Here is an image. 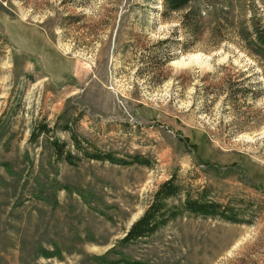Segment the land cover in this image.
<instances>
[{"label":"rangeland","instance_id":"374dc122","mask_svg":"<svg viewBox=\"0 0 264 264\" xmlns=\"http://www.w3.org/2000/svg\"><path fill=\"white\" fill-rule=\"evenodd\" d=\"M195 7L193 35L160 0H0V264H264V85L220 90L263 82L241 36L264 2ZM167 180L169 205L204 194L242 221L182 211L123 241Z\"/></svg>","mask_w":264,"mask_h":264},{"label":"trees","instance_id":"16d2710c","mask_svg":"<svg viewBox=\"0 0 264 264\" xmlns=\"http://www.w3.org/2000/svg\"><path fill=\"white\" fill-rule=\"evenodd\" d=\"M198 1L199 0H160V6L162 9L161 12L166 16L171 12L183 11L181 15V22L189 29V31H192V34L194 35L199 29L198 20L201 17V10L195 7V4ZM261 1L264 2V0ZM248 28L249 30L247 29V32L244 35L241 34L240 28L237 29L242 35V41L245 43L246 48L257 55V60L262 67V76L264 77V27L258 26L252 21ZM166 60L167 59L164 61ZM260 85H264V80L262 83L259 81L254 84L250 83L249 85H246L239 79H229L221 84L220 90L225 93V97L234 98L233 100L235 103L239 100L242 103H245L247 96H252L253 98L256 96L254 95V91L257 90L256 87ZM240 104L241 103H238V106H241ZM66 129L68 130L69 128L67 127ZM71 137L74 144L77 145L76 147H78L75 135L71 133ZM53 144L56 149L55 152L57 156L61 158L64 154L63 158L68 163H72L71 153H63V144L57 141H54ZM84 155L88 158L96 160H107L113 163L123 164L129 163L126 160L113 157L111 153H90L86 151L84 152ZM132 157H134V160L132 161L145 163L144 160H141L140 156L137 154ZM179 194L180 187L173 183V180H167L160 184L154 191L153 198L148 207L130 225L122 240L132 241L143 236L151 235L160 227H163L170 220L179 215L182 211H188L194 215L217 216L232 222L242 221L240 218L233 216L234 213L231 208L229 209L217 202L206 200L204 194H200L199 196L197 195L193 198L186 195L180 205H169L168 199L176 197Z\"/></svg>","mask_w":264,"mask_h":264},{"label":"bare ground","instance_id":"6f19581e","mask_svg":"<svg viewBox=\"0 0 264 264\" xmlns=\"http://www.w3.org/2000/svg\"><path fill=\"white\" fill-rule=\"evenodd\" d=\"M193 59H198L197 57H194Z\"/></svg>","mask_w":264,"mask_h":264}]
</instances>
